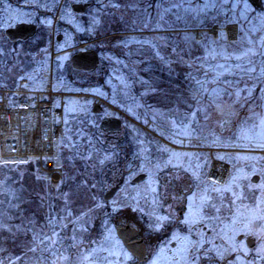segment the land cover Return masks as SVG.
Segmentation results:
<instances>
[{"label":"rangeland","instance_id":"obj_1","mask_svg":"<svg viewBox=\"0 0 264 264\" xmlns=\"http://www.w3.org/2000/svg\"><path fill=\"white\" fill-rule=\"evenodd\" d=\"M121 1L102 0V4L108 13H118L124 27L122 51L128 55L132 49L147 50L151 57L166 58L169 75L143 70L147 58H133L128 64L121 57L110 76L120 85L112 89L58 84L57 104L65 118L58 144L63 179L53 181L38 161L18 166L34 165L36 177L49 191L58 192L66 181V160L91 169L115 161L119 151L96 137L103 115L94 113L93 106L100 104L106 116H123L124 135L133 153L126 169L135 168L136 174L126 178L110 203L103 200L104 185L92 180L95 196L87 200L90 206L84 208L80 201L76 213L64 200L58 216L47 217L49 223L36 218L30 229L5 221L13 202L22 197L19 188L7 189L3 194L10 201L7 208H0V264L137 263L117 236L116 221L138 223L144 237L152 227L172 221L165 210L172 195L164 179L174 173L188 176L200 187L209 202L204 204L208 222L212 191L230 194L248 189L264 195V12L248 0ZM230 26L236 28L235 36ZM130 67L134 78L128 74ZM174 137L178 142L171 140ZM188 139H197L200 146L191 151ZM215 160L230 167V178L222 186L208 181ZM142 173L147 180L133 185L132 179ZM255 175L261 177L258 185L251 181ZM107 204L112 223L100 240L91 243L92 211ZM188 207L183 221L191 225L199 220L196 197L189 199ZM220 209L216 202L210 217ZM189 232L178 249L167 244L152 247L154 256L145 264H186V260L193 264L196 242ZM202 237L207 240L205 233Z\"/></svg>","mask_w":264,"mask_h":264},{"label":"flooded vegetation","instance_id":"obj_2","mask_svg":"<svg viewBox=\"0 0 264 264\" xmlns=\"http://www.w3.org/2000/svg\"><path fill=\"white\" fill-rule=\"evenodd\" d=\"M119 23L118 13H108L102 0H0V86L18 85L25 80L29 86H93L104 91V85L108 89L120 85L119 79L112 81L110 77L111 69L122 63V31L113 29ZM93 111L106 117L103 105H94ZM97 139L105 147L116 148L117 158H125L132 151L123 127L120 134L99 127ZM171 140L178 142L177 137ZM185 142L191 151L200 146L197 139ZM124 160L121 176L128 178L136 174V169H126L131 157ZM164 182L172 195L171 205L165 207L172 221L152 227V231H146L147 237L140 233L147 245V260L140 262L133 256L135 264H145L153 258L152 247L167 244L178 249L188 231L196 242V264H264L263 191H212L208 222L204 220V204L209 202L204 201L202 190L191 178L174 173L171 178L165 177ZM192 197H196L199 220L190 225L183 220ZM216 202L220 203V213L210 217ZM134 226L140 231L138 223L134 222Z\"/></svg>","mask_w":264,"mask_h":264},{"label":"trees","instance_id":"obj_3","mask_svg":"<svg viewBox=\"0 0 264 264\" xmlns=\"http://www.w3.org/2000/svg\"><path fill=\"white\" fill-rule=\"evenodd\" d=\"M248 1L257 11L264 12L263 0ZM113 29L123 31L124 27L119 23V25ZM108 32L110 31L108 30ZM122 50L123 47H120L119 52L124 62H128L129 64L133 58H140L141 60L147 58V62L142 64L143 70H148L151 74H160L162 77H167L169 75V66L166 58L151 57V55H147V50L136 52L135 49H132L128 55ZM127 71L130 76H135L133 68L130 67ZM126 139H128V137H126ZM132 154V151H130L125 158L132 156ZM125 158L116 157L115 161L112 163L97 169L79 167L66 160V181L63 184L64 188L58 192H54V190L49 191L47 186L44 185L43 180L36 177L34 173L35 168L32 164L24 166H0V208H7L6 204L10 201V198L3 194L7 189H14V187H17L22 195L19 201L13 202L10 212H7L8 217L5 221L8 224H22L26 229H30L33 226V221H35L36 218L39 222L45 221V223H49V219L46 218L50 217L52 214L58 216L65 207L64 200H67L69 207L71 206L77 213V209H80L77 205L78 202L83 201V206L86 208L90 206L87 200L90 199L92 201V198L95 196L94 190L91 188L90 184L92 180L100 181L101 184L104 185L105 190L106 187L114 181V178L123 172ZM68 189H71V191L68 192ZM74 189H79L77 190L79 194L74 195ZM48 200L49 203L47 202ZM5 210L7 211V209ZM92 213H94V216L92 226L89 228V233L91 235V237L89 236V240L91 243L93 240H100L104 236L113 219L109 204L99 210L94 209Z\"/></svg>","mask_w":264,"mask_h":264},{"label":"built area","instance_id":"obj_4","mask_svg":"<svg viewBox=\"0 0 264 264\" xmlns=\"http://www.w3.org/2000/svg\"><path fill=\"white\" fill-rule=\"evenodd\" d=\"M31 88L22 82L15 90L0 89V164L39 158L46 162L45 172L58 180L62 174L58 142L64 125V114L57 104L59 93L52 84ZM24 130L26 135L22 134ZM8 139L13 142L9 151ZM50 162L54 164L51 170ZM227 171V165L215 161L210 178L222 179Z\"/></svg>","mask_w":264,"mask_h":264},{"label":"water","instance_id":"obj_5","mask_svg":"<svg viewBox=\"0 0 264 264\" xmlns=\"http://www.w3.org/2000/svg\"><path fill=\"white\" fill-rule=\"evenodd\" d=\"M101 128L106 132H116L120 133L122 130V122L119 118L105 117L102 120ZM24 132L23 134H25ZM8 148H10V141ZM145 174L137 176L132 183L138 184L146 179ZM260 181L259 176H255L252 179L253 183H258ZM124 185V177L117 180L116 185L109 189L104 195V201L110 202L115 198L120 189ZM119 224L116 227V232L118 237L122 240L126 248L136 257L139 258L141 262L146 260L147 246L144 239L139 234V229L134 226L132 222L123 223L122 219L118 220Z\"/></svg>","mask_w":264,"mask_h":264},{"label":"bare ground","instance_id":"obj_6","mask_svg":"<svg viewBox=\"0 0 264 264\" xmlns=\"http://www.w3.org/2000/svg\"><path fill=\"white\" fill-rule=\"evenodd\" d=\"M229 31H230V33L232 34V36H235L236 35V33H237V30H236V28L234 27V26H230L229 27ZM48 166H49V168L51 167V168H53L54 167V164H52V162H50V164H48ZM51 168H50V170H51ZM49 170V169H48ZM57 179V178H56Z\"/></svg>","mask_w":264,"mask_h":264},{"label":"snow or ice","instance_id":"obj_7","mask_svg":"<svg viewBox=\"0 0 264 264\" xmlns=\"http://www.w3.org/2000/svg\"><path fill=\"white\" fill-rule=\"evenodd\" d=\"M207 7V5H206ZM246 10V9H245ZM219 256H223V253H218ZM125 256H127V253H125ZM183 258V257H182ZM196 257L193 256L192 260H193V264H194V261H195ZM186 264H188L187 260H186Z\"/></svg>","mask_w":264,"mask_h":264}]
</instances>
